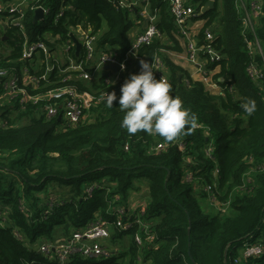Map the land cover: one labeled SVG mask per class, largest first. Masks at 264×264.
<instances>
[{"label":"trees","instance_id":"obj_1","mask_svg":"<svg viewBox=\"0 0 264 264\" xmlns=\"http://www.w3.org/2000/svg\"><path fill=\"white\" fill-rule=\"evenodd\" d=\"M188 1L197 12L207 0ZM213 1L199 15L203 24L198 39L202 41L204 29L215 34L213 45L222 58L207 67L219 68L213 78L222 87L221 94L193 80L161 51L183 53L185 47L174 35L167 0H148L161 37L137 52L149 63L154 54L161 57L170 94L196 118L195 128L186 125L171 142L122 129L117 101L109 108L104 99L90 108V118L61 129L60 120L47 119L37 105L23 110L12 101L0 105V264H264V250L258 257L241 255L245 243L264 247V81L247 72L250 63L263 69L264 0L252 29L244 28L235 0ZM40 3L49 8V16L62 5L69 6L49 29L60 36L56 45L68 38L67 27L85 22L98 33V46L109 44L125 52L129 31L140 18L138 8H118L117 0ZM26 29L30 39L45 30L37 27L31 13ZM254 37L262 55L246 47ZM20 41L15 29L0 25V66L18 59ZM55 77L53 72L48 83L61 80ZM124 81L109 86L100 81L93 88L77 78L69 82L80 90L117 94ZM248 100L255 102L251 113L243 107ZM158 143L165 148L153 150ZM209 143L211 158L205 154ZM143 181L147 185L143 219L150 222L151 241L142 235L138 245L136 226L123 230L112 225L109 244L117 252L106 258L74 255L61 262L38 251L43 242L60 241L58 227L62 238L96 216L113 223L117 215L107 209L116 204L128 207L129 193ZM94 182L99 185L85 198L84 187ZM55 186L62 194L47 198L48 189ZM209 193L218 207L214 213L199 204V197L211 200ZM114 195L119 199L113 202Z\"/></svg>","mask_w":264,"mask_h":264},{"label":"built area","instance_id":"obj_2","mask_svg":"<svg viewBox=\"0 0 264 264\" xmlns=\"http://www.w3.org/2000/svg\"><path fill=\"white\" fill-rule=\"evenodd\" d=\"M167 2L174 35L184 45L183 54L186 59L199 72L200 81L208 86L209 90L220 87L213 78L216 72L207 67L209 63L217 62L222 58V54L213 45L215 34L210 29H204L200 42L198 32L202 26L194 30L191 23L193 17H199L204 6L196 12L195 7L188 0H167ZM235 3L241 13L244 28L252 29L254 20L258 18L261 10L260 0H235ZM67 7L69 6L62 5L57 13L49 16V8L43 6L40 0H0V25L3 28L15 29L21 37L18 59L10 61L7 66H0V105L12 101L21 110L26 109L28 105H37L43 110V115L47 119L57 118L60 114V129L74 126L90 118L92 116L90 108L103 101L108 93L96 94L93 91L80 90L77 85L70 83V80L77 78L93 88L94 84L100 81L109 86L128 78L130 74H138L140 61L144 59L138 54L137 49L161 37L156 26L157 15L149 10L148 0H117L118 8H127L130 11L139 9L138 24L141 25L143 20L148 18L147 26L130 40L125 52L109 44L98 46V33L94 31L91 24L85 22L67 27L68 38L56 45L60 36L58 33L53 34L49 29L57 25L63 10ZM36 9H41L42 16L34 22L36 24L41 22L42 25L39 27L45 30L41 36L30 39L26 29V17L28 13H31L33 19ZM45 20L48 22H44ZM73 38L80 42L77 56L71 55V52L75 53ZM246 42V47L251 52L255 50L262 55L261 46L256 37L253 41ZM262 58V70L251 63L248 65L247 72L254 80L260 78L264 81V57ZM17 62H19L18 66H16ZM150 63L156 78L167 80L165 64L161 57L154 54ZM107 64L118 65V68L115 72L111 69H103V66ZM121 65L124 66L123 69ZM53 72H55V78L60 76L61 80L48 83V78ZM216 80L223 81V77H217ZM229 87L231 88V85ZM220 88L222 90V87ZM116 95L119 97L120 87ZM164 148L163 143H158L153 150L159 151ZM212 150L213 145L209 143L205 149L207 157L211 158ZM187 179L190 180V176ZM98 185L97 182L86 185L83 189L84 197H89ZM205 189L210 192V185H207ZM209 197L213 200L210 193ZM118 199L119 196L114 195L112 201ZM144 210V200L141 204H137V207L116 204L106 211V213L117 215L113 223L107 222L102 216H96L84 227L75 229L68 236L60 238V241L39 244L38 251L46 256L58 258L61 262L74 255L93 259L106 258L117 252L116 248L109 244L112 225L123 230L136 226L138 230L134 239L138 245H141L142 235L146 240H152L150 222L143 219ZM263 250L264 247L259 242L245 243L241 255L245 258L258 257Z\"/></svg>","mask_w":264,"mask_h":264},{"label":"clouds","instance_id":"obj_3","mask_svg":"<svg viewBox=\"0 0 264 264\" xmlns=\"http://www.w3.org/2000/svg\"><path fill=\"white\" fill-rule=\"evenodd\" d=\"M123 67L121 65V69ZM170 93V83L163 78L157 79L151 63L141 60L139 73L125 79L119 97L115 92L106 93L105 103L111 108L114 101L118 102L123 113L120 127L129 134H155L171 142L186 125L195 128L196 118L179 97ZM243 107L251 113L255 102L248 100Z\"/></svg>","mask_w":264,"mask_h":264},{"label":"crops","instance_id":"obj_4","mask_svg":"<svg viewBox=\"0 0 264 264\" xmlns=\"http://www.w3.org/2000/svg\"><path fill=\"white\" fill-rule=\"evenodd\" d=\"M256 20V19H255ZM191 23H192V28L195 30H197L200 26H202L203 24V20L200 19L199 17H193L192 20H191ZM144 27H142V24H134V26L130 29L129 31V38L130 40H132L136 34L141 31ZM195 33H197V31H195ZM163 52L168 55V57L170 59H172L175 63L179 64L180 66H182L187 72L188 74L190 75V77L193 79V80H198L200 81V75H199V72L196 70V68L186 59L185 55L183 53H179V52H176L174 50H164L163 49ZM218 67H215L214 68V71L217 72L218 71ZM205 86V84H204ZM206 88H208V86H205ZM210 91L214 94H221L222 90L220 87H213L210 89ZM134 194V193H133ZM207 202V200H206ZM132 206V205H131ZM218 208V207H216Z\"/></svg>","mask_w":264,"mask_h":264},{"label":"rangeland","instance_id":"obj_5","mask_svg":"<svg viewBox=\"0 0 264 264\" xmlns=\"http://www.w3.org/2000/svg\"><path fill=\"white\" fill-rule=\"evenodd\" d=\"M36 25H37V27H39V26L42 25V23L38 22ZM0 50H1V46H0ZM146 186H147L146 182L143 181L139 185V189L137 191L129 193L130 194V201H129V204H128L129 206L132 205L134 207H137V204H141L143 200L144 201L146 200V198H147V188H146ZM43 194H45V193H43ZM61 194H62V191L60 190V188L55 186V187H51V188L48 189V194H46V196H47V198H49L50 196L59 197ZM199 204H200V206H201V208L203 210H206V211H208L210 213H214L216 210H218V208L215 207L216 205L214 204V202H212V200H210V199L207 200V202H206V198L199 197ZM224 208L225 207H223V209ZM60 233H61V231H60V228L58 227V232L56 233L57 239L61 238V236H59Z\"/></svg>","mask_w":264,"mask_h":264},{"label":"water","instance_id":"obj_6","mask_svg":"<svg viewBox=\"0 0 264 264\" xmlns=\"http://www.w3.org/2000/svg\"><path fill=\"white\" fill-rule=\"evenodd\" d=\"M214 4L213 0H207L206 3L204 4V7L202 8V12H204L205 10H207L208 8H211ZM42 16V11L41 9H36L34 12V17H33V21H35L37 18ZM147 22H148V18H145L142 22V27H146L147 26ZM73 41L75 42V54H77L79 52L80 49V42L77 41L75 38H73ZM118 68V65L115 64H107L103 66V69H111L112 72H115ZM61 115L59 114L57 117V120H60Z\"/></svg>","mask_w":264,"mask_h":264}]
</instances>
